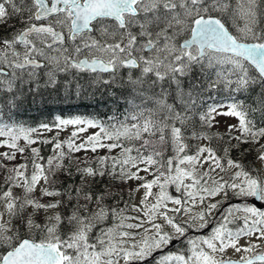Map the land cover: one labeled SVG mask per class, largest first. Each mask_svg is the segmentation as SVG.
<instances>
[{"label": "snow or ice", "instance_id": "1", "mask_svg": "<svg viewBox=\"0 0 264 264\" xmlns=\"http://www.w3.org/2000/svg\"><path fill=\"white\" fill-rule=\"evenodd\" d=\"M93 89L107 121L13 119ZM0 138V264H147L214 214L155 264H264V0H0Z\"/></svg>", "mask_w": 264, "mask_h": 264}, {"label": "trees", "instance_id": "2", "mask_svg": "<svg viewBox=\"0 0 264 264\" xmlns=\"http://www.w3.org/2000/svg\"><path fill=\"white\" fill-rule=\"evenodd\" d=\"M93 92L95 94H92ZM222 99H224L225 103L229 102L226 98V95L225 97H222ZM116 107V104L113 103L112 99L107 95L106 92L102 94L100 90L93 89L79 96L71 95L66 98L48 99L46 103L37 101L35 103L26 104L24 109L16 114L13 119L24 124L25 126L32 127H36L40 123H48L50 125L54 124L55 117L57 116L65 119L79 116L82 118H94L107 121L108 117L115 113ZM51 138L49 136L42 139ZM33 147L40 148V154L45 159L53 153L52 144L44 145L38 143ZM105 151L106 150L100 152H102V155H104ZM118 151L119 150L117 149L115 152H113V155ZM147 177L149 180L152 179L151 176ZM109 203L112 202L110 201ZM105 224H107V222H105Z\"/></svg>", "mask_w": 264, "mask_h": 264}, {"label": "rangeland", "instance_id": "3", "mask_svg": "<svg viewBox=\"0 0 264 264\" xmlns=\"http://www.w3.org/2000/svg\"><path fill=\"white\" fill-rule=\"evenodd\" d=\"M217 119H219L221 121L220 128H219V130L221 132L224 131V126L226 124H234V123H236L235 119L234 118H231V117H217ZM74 130L75 129H74L73 126H68L67 128L63 129L62 131H59V134L57 136L58 130L53 129V131H51V132H44L41 138H45V137H49L50 136V138L51 137H56L59 140H65V139H67L70 136L71 132L74 131ZM94 131H96V130L95 129H89L85 133H80L79 134V137L76 140V142L77 143L81 142L82 139H84L87 135H90ZM0 139H3V138H0ZM33 146H36V145H33ZM7 151H9V149H7L6 147H0V152H7ZM100 151H103V150H100ZM100 151L96 155H102V152H100ZM91 154L92 153H90V152L88 153L89 156H91ZM77 155L84 156L85 153L84 152H81V153H78ZM20 162H22V158L18 155L17 156V159L14 161V163L19 164ZM258 166L259 165L257 164V167ZM205 167H207V165H205ZM141 175H146V174L145 173H141ZM147 179H148V177H147ZM129 183L131 184L130 186H133L134 187L135 184L138 183V182H129ZM13 191L16 192L17 194H19V189H13ZM154 191H156V189H154ZM168 191H169V194L170 195H173V196H179L180 195V193H177L175 191L174 187H172V186L169 187ZM37 195H39V191H37ZM139 198H140V194L137 193L136 194V198H135V200L132 201V203H138L139 202ZM217 199H219V197H217ZM234 201H238V200H234ZM209 202H214V201L210 200ZM238 202H240V201H238ZM169 207H172V205L170 204ZM199 210H200V206L193 207L192 208V214H194L195 212H197ZM132 214L135 215V213H132ZM170 215H171V213H170ZM189 215L190 214H181L179 216L178 222H181L182 223L184 220H187L188 217H189ZM208 220L210 221L209 224H208V226L209 225H212L213 226V224H211V223L212 222L216 223L217 216L214 214L213 216L208 217ZM158 222L163 223L162 221H158ZM104 226H105L104 224L98 225V229L101 228V227H104ZM185 227H187V225H185ZM229 227H233V225H229ZM204 229H201V230L197 231L195 229V226L193 225V227H191V228L188 229V232L186 234V237H196V236H199V235H206L207 234V231L203 232ZM165 230L171 232V229L169 227H167V226H165ZM210 231H211V228H210L209 232ZM243 242H244V240L242 239L241 240V243H243ZM253 242H256V241H253ZM261 243H264V242H261ZM263 250H264V246L258 248L256 251L257 252H262ZM225 255L227 257L239 258V255L240 254H235L233 251L228 250Z\"/></svg>", "mask_w": 264, "mask_h": 264}, {"label": "flooded vegetation", "instance_id": "4", "mask_svg": "<svg viewBox=\"0 0 264 264\" xmlns=\"http://www.w3.org/2000/svg\"><path fill=\"white\" fill-rule=\"evenodd\" d=\"M231 202L232 203H239V202H235L234 200ZM211 224H213V226L212 225L207 226L203 230V232L207 231V234H209L210 228L216 226V223H214V222H212ZM186 238L187 237L181 238L180 240H174L168 247L153 253V257L149 258L147 264H155V260L158 259V257H160L161 255L167 254L169 252H179L180 254H185V255L188 254V252H187L188 245L186 243ZM231 258H235V257H231Z\"/></svg>", "mask_w": 264, "mask_h": 264}, {"label": "water", "instance_id": "5", "mask_svg": "<svg viewBox=\"0 0 264 264\" xmlns=\"http://www.w3.org/2000/svg\"><path fill=\"white\" fill-rule=\"evenodd\" d=\"M235 260V259H234Z\"/></svg>", "mask_w": 264, "mask_h": 264}]
</instances>
